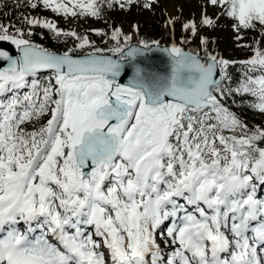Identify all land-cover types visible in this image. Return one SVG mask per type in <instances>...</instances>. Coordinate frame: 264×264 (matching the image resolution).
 <instances>
[{"label": "snow or ice", "instance_id": "6c2138e0", "mask_svg": "<svg viewBox=\"0 0 264 264\" xmlns=\"http://www.w3.org/2000/svg\"><path fill=\"white\" fill-rule=\"evenodd\" d=\"M101 2L42 0L58 14L97 18ZM208 2L236 31L264 30V0ZM42 26L79 43L57 54L0 25V41L20 52L0 51V264H264V129L248 130L214 94L223 96L216 70L226 75L230 61L204 64L173 44L170 76L137 67L125 85L124 65L103 55L140 52L125 51L130 37L121 46L119 29L117 46L101 49ZM184 28L199 31L195 21ZM239 63L261 73L237 91L264 113V48ZM41 69L54 70V83L36 79ZM169 219L175 247L165 257L155 230Z\"/></svg>", "mask_w": 264, "mask_h": 264}, {"label": "trees", "instance_id": "16d2710c", "mask_svg": "<svg viewBox=\"0 0 264 264\" xmlns=\"http://www.w3.org/2000/svg\"><path fill=\"white\" fill-rule=\"evenodd\" d=\"M145 1L134 0L133 3L129 4L127 0H102L99 22L88 21L86 26L80 25V32L86 34L90 26L93 31L98 30L105 33L104 35L95 34L91 36L90 41L95 47L111 49L117 46V42L111 39V34L119 29L122 33L119 38L120 45L124 46V32L128 27H131L135 34H144L150 39L155 36L157 38L156 44L158 45L175 44L180 48L194 49L200 55L206 57L215 56L217 60L231 58L233 54V50L231 49L232 45L239 48L240 53L246 60L252 57L253 48H264V30H261L259 27L256 29L234 30L236 36H239L230 39L227 36L217 33L213 29V26H203L200 22H196L199 31L194 36L190 30L184 28L183 22L178 17L169 19L163 10L155 12L154 16H146L143 10ZM153 2L154 4H159V0H153ZM32 3H37V7L33 8L31 6ZM40 4L41 0H0V25L7 26L9 33L17 36V38L19 37L16 29H21L24 33L23 38L28 39L34 45H40L46 49H54L60 52L66 51L68 46L64 42L70 41L71 39L63 35L58 36L55 31L42 26V23L45 21L55 24L62 14L55 13L52 10L47 14L33 12L41 6ZM109 4H111L110 7ZM132 5L135 6L134 10L141 18L130 25L117 17L121 8L129 10ZM29 19H38L42 23L29 24L27 22ZM67 31L68 29L62 30V32ZM202 38L207 40L208 43L206 45L201 42ZM236 41H240L239 44H235ZM133 43V41H127V47ZM76 44L74 41L72 44L74 48ZM92 51L93 49L88 47L84 49L77 48L74 54H88ZM108 53L112 54L111 52ZM225 72L226 75L221 73L223 79L220 83L223 96L221 97L218 92L214 94L218 96L221 103L229 111L235 113L247 125L248 130L264 129V113L253 107V104L257 103L255 97L249 93L237 91L244 84L247 76L251 75L256 77L261 75V73L249 72L248 68L241 63H229ZM38 78L42 85L47 84L49 81L54 83L50 73H39ZM47 119V116L41 117L39 121L35 122V127L38 128L46 123Z\"/></svg>", "mask_w": 264, "mask_h": 264}, {"label": "rangeland", "instance_id": "374dc122", "mask_svg": "<svg viewBox=\"0 0 264 264\" xmlns=\"http://www.w3.org/2000/svg\"><path fill=\"white\" fill-rule=\"evenodd\" d=\"M145 4H148V7H143V10L146 13V16H154L155 12H160L163 10L169 19H172L174 17H178L183 24L189 23L190 21L200 22L201 19L204 16H207L215 21V24L213 26V29L224 36L229 37L230 39H233L236 36V33L234 32L233 25L236 23L232 18L221 15V8H218L216 6L211 5L208 0H159V4H154L153 0H146ZM41 6L37 9H35L33 12H39V13H49L51 9H48L43 6L42 0H41ZM134 5L131 6L129 10L120 9L118 14V19L121 21H126L130 25H132L134 22L139 20L141 17L135 12ZM88 21H98L99 18L97 17H91V16H84V17H71V16H65L62 14L59 20L54 24L57 29L63 30L68 29L67 32L75 31L79 36H87L89 40H91V36L95 35L98 30H94L89 26L88 32L86 34H82L80 32V25H87ZM53 24V23H52ZM58 26V27H57ZM124 37H130L128 42L133 41L134 43H140L144 46V44H147L148 46L153 45L156 43L157 38L154 36L151 39L147 37L144 34H135V32L132 31L131 27H128L124 32ZM71 39L70 41H65L64 43L68 46L66 51L69 49L74 48V41L78 44L79 41L68 37ZM99 43V41H97ZM144 42V43H141ZM240 41H236L235 44H239ZM231 49L233 50V54L231 58H227L226 60L230 61V64L232 63H239L240 61H245L246 59L244 56L240 53L239 48L232 45ZM65 51V52H66ZM54 77V75H53ZM256 101L257 98L255 97ZM258 103V101H257ZM155 237L158 238V242L156 243L162 248V253H170L171 248L168 247V244H172L170 241V237L167 236V233L165 234L164 231L161 232V229L157 228V231H155ZM170 241V242H169Z\"/></svg>", "mask_w": 264, "mask_h": 264}, {"label": "water", "instance_id": "95a60500", "mask_svg": "<svg viewBox=\"0 0 264 264\" xmlns=\"http://www.w3.org/2000/svg\"><path fill=\"white\" fill-rule=\"evenodd\" d=\"M41 49H45L50 52H54L57 54H63L64 52L52 50V49H46L40 45H36ZM136 47L140 50V52L134 57V58H123L121 59L119 54L112 55V54H106L103 53L105 56H111L112 59L117 60L119 59L120 63L124 65L121 75L117 78L118 82L122 84H129L132 82V78L135 73V69L137 67L145 69L149 72L155 73L160 76H170L171 75V69H172V60L171 56L169 55V52L166 51V49H170L172 45L166 44V45H158L154 44L151 46H148L145 48L140 43H133L129 47L125 49V51H128L129 48ZM185 52H191L194 56H197L200 59L201 63L207 64L209 63V57L200 55L196 50L194 49H184ZM0 51H7L9 55H11L13 58H16L20 55L19 49L16 48L14 44H12L10 41H0ZM74 57H83L87 54H74ZM8 61L0 60V67H7ZM54 72L52 69H41L37 72L36 76L39 73H51ZM216 79L219 81V84L222 82V74L220 72V69L217 68L216 70Z\"/></svg>", "mask_w": 264, "mask_h": 264}, {"label": "bare ground", "instance_id": "6f19581e", "mask_svg": "<svg viewBox=\"0 0 264 264\" xmlns=\"http://www.w3.org/2000/svg\"><path fill=\"white\" fill-rule=\"evenodd\" d=\"M57 27H58V26H57ZM89 230L91 231V229H89ZM108 259H109V257L106 258V260H108Z\"/></svg>", "mask_w": 264, "mask_h": 264}]
</instances>
